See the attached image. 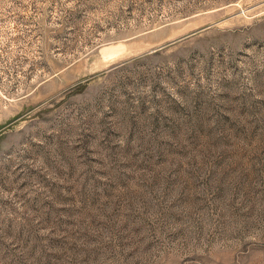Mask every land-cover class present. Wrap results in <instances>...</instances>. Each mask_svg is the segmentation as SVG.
Here are the masks:
<instances>
[{"label": "rangeland", "instance_id": "374dc122", "mask_svg": "<svg viewBox=\"0 0 264 264\" xmlns=\"http://www.w3.org/2000/svg\"><path fill=\"white\" fill-rule=\"evenodd\" d=\"M0 264H264V0H0Z\"/></svg>", "mask_w": 264, "mask_h": 264}]
</instances>
